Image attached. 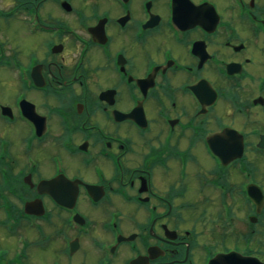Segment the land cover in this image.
Returning <instances> with one entry per match:
<instances>
[{
  "label": "flooded vegetation",
  "instance_id": "obj_1",
  "mask_svg": "<svg viewBox=\"0 0 264 264\" xmlns=\"http://www.w3.org/2000/svg\"><path fill=\"white\" fill-rule=\"evenodd\" d=\"M0 264H264V0H0Z\"/></svg>",
  "mask_w": 264,
  "mask_h": 264
},
{
  "label": "rangeland",
  "instance_id": "obj_2",
  "mask_svg": "<svg viewBox=\"0 0 264 264\" xmlns=\"http://www.w3.org/2000/svg\"><path fill=\"white\" fill-rule=\"evenodd\" d=\"M18 45L21 46V47H23V49H24L23 53L21 54L24 58L27 55H29L28 53L30 52V48H29V46H28L27 43H25V42H23L21 40H18Z\"/></svg>",
  "mask_w": 264,
  "mask_h": 264
}]
</instances>
